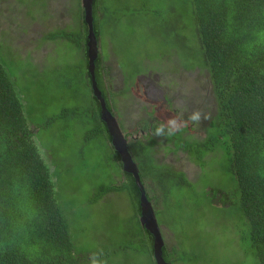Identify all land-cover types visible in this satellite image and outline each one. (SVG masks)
<instances>
[{
	"label": "rangeland",
	"instance_id": "374dc122",
	"mask_svg": "<svg viewBox=\"0 0 264 264\" xmlns=\"http://www.w3.org/2000/svg\"><path fill=\"white\" fill-rule=\"evenodd\" d=\"M47 1V8L39 17L32 18L27 13L35 7L39 9L42 0H36L35 5L33 0H24L22 6L15 0H0V39L13 45L23 59L9 46L17 62L16 65L12 60L16 84L28 103L26 111L33 112L30 119L35 125L40 124L36 141L46 163L55 169L57 197L69 219L76 250L81 255L99 252L106 264H154L151 237L141 230L135 197L126 189L130 180L121 191L92 202L100 188L121 185L126 179L104 138L86 141L92 127L91 122L87 123L91 117L83 122L70 117L47 124L60 116L64 108L86 110L77 90L80 87L75 84L71 88L66 77L56 83L62 72L72 75L69 68L83 64L82 49L71 41H43L54 29L74 26L75 12H72L74 5L78 9V2ZM98 4L100 54L104 66L111 69L114 89L119 91L123 85L122 67L140 72L135 79L134 94L115 105V118L123 133L139 135L137 130L147 117L143 109L146 106H162L166 116L172 111L167 119L175 116L184 120L197 110L201 118L206 115L204 122L191 121V131L183 138L175 134L168 137V143L161 140L158 146V159L185 172L192 183L191 187L173 190L174 200L170 203L165 201L158 205L160 208L152 203L167 246L166 260L170 264H258L250 244H243L238 235L244 227V215L227 159L216 153L208 154L201 169L183 149L174 147L183 140H204L206 122L215 111L208 73L199 68L203 60L190 50L195 36L193 15L181 0H98ZM136 8H141V14L127 12ZM105 10L126 13L112 28L109 21L105 22ZM182 20L184 25L187 23L185 28L180 26ZM53 48L57 54L52 63ZM28 54L37 70L32 68V62L25 63ZM165 94L172 98L171 110L164 106ZM42 125L47 126L41 128ZM210 190L226 193L230 205L213 204ZM149 194L163 201L162 195L157 198L151 191ZM86 260L89 264V257Z\"/></svg>",
	"mask_w": 264,
	"mask_h": 264
},
{
	"label": "trees",
	"instance_id": "16d2710c",
	"mask_svg": "<svg viewBox=\"0 0 264 264\" xmlns=\"http://www.w3.org/2000/svg\"><path fill=\"white\" fill-rule=\"evenodd\" d=\"M15 1L22 6L24 0ZM35 1L33 0L34 5ZM42 1L39 9L35 7L27 14L32 18L37 15L39 17V13L48 6L47 0ZM75 2H78V9H75L74 5V26L54 29L44 36L43 41H71L77 43L78 49H82L83 64L69 68L72 74L67 75L69 77L65 75V71L62 72V77L56 83L58 85L66 77L70 79L68 83L71 88L75 84L80 87L81 89L77 90L83 97L86 110L64 108L60 116L52 118L47 124L55 119L70 117L83 122L90 116L87 123L91 122L92 127L87 132L86 141L104 138L123 169L121 158L114 150L107 126L101 118L100 103L92 90L89 61L86 58L89 28L85 22L81 0ZM181 2L193 15L195 36L193 42L191 41L190 50L203 60L199 68L208 73L215 111L206 122L207 136L204 140H183L178 147L174 142H170L175 150L183 149L190 160L201 169L205 167V157L208 154L216 153L217 156L223 155L227 159L230 164L229 172L236 179L238 201L244 215V227L239 230L238 235L243 244H250L258 264H264V0ZM96 9H99L98 0H94L93 15L99 42L101 15ZM127 12L132 15L141 14V8ZM125 13L120 10L112 13L107 11L105 22L109 21L113 28L116 22L125 17ZM184 24L185 21L182 20L181 28L187 26V23ZM9 46L13 45L0 39V264H86L90 253L79 254L72 240L69 219L57 197L55 169L46 163L36 141L40 124L35 125L30 119L33 112L30 114L26 111L28 103L25 95L19 92V84H16L17 78L12 71V60L15 59ZM12 50L15 51L13 47ZM17 53L19 52L15 51V55L23 60ZM56 54V48H53L50 55L52 63ZM26 57L25 63L27 60L32 62L29 54ZM95 63L98 88L108 109L115 116L116 103L124 102L134 94L135 79L140 72L128 71L127 67H122L124 69L120 71L124 84L116 91L111 79V69L104 66L100 53ZM15 64L17 65L16 61ZM32 68L37 70V65L33 64ZM178 69L177 66L176 70ZM167 97L168 100L165 97L167 101H164L166 109L172 100L171 96ZM143 109L150 110L147 106ZM151 110L148 112H155V109ZM149 116L152 117V113H149ZM188 117L182 120L185 122V128L176 133L181 137L191 131V121ZM205 120L206 115L203 114L201 122ZM142 122L137 134L146 132L147 135L133 137L128 144L129 152L138 166L149 201L155 202L157 206L170 203V200H174L173 190L191 187L192 183L187 179L185 172L158 159L160 141L168 143V137H160V141H156L152 133L155 128L151 129L146 117ZM46 126L42 125L41 128ZM124 134L127 138L134 135L128 132ZM123 173L126 179L123 184L100 188L92 202L101 200L108 193L121 191L130 180L126 189L135 197L139 218L140 193L136 181L132 175ZM149 191L157 198L162 195L163 201L161 198H152ZM209 193L213 196V204L224 207L230 205L226 193L213 190ZM223 196L227 199L223 200ZM141 230L149 235L144 228L141 227ZM150 240L153 257V238ZM167 252L165 243V260ZM153 261L155 264V260Z\"/></svg>",
	"mask_w": 264,
	"mask_h": 264
},
{
	"label": "water",
	"instance_id": "95a60500",
	"mask_svg": "<svg viewBox=\"0 0 264 264\" xmlns=\"http://www.w3.org/2000/svg\"><path fill=\"white\" fill-rule=\"evenodd\" d=\"M81 5L85 11V22L89 28L87 57L89 61L88 63L89 72L91 75L92 90L94 96L97 98L101 106V118L107 126V130L111 137V144L121 158L123 171L132 175L136 181V185L140 193V224L141 227L144 228L153 238V257L155 264H170L164 259L163 256V247L165 245L164 238L158 225L153 205L149 201L145 187L141 181L138 166L134 162L129 152V139L123 133L115 116L108 109L107 103L102 96V92L98 88L95 75V62L99 57L100 47L94 28V0H81Z\"/></svg>",
	"mask_w": 264,
	"mask_h": 264
},
{
	"label": "clouds",
	"instance_id": "9594fccd",
	"mask_svg": "<svg viewBox=\"0 0 264 264\" xmlns=\"http://www.w3.org/2000/svg\"><path fill=\"white\" fill-rule=\"evenodd\" d=\"M188 119L194 123H199L201 120V113L198 110L193 111ZM184 123V121L175 116L170 117L167 121L161 122L155 127L154 135L156 137H171L181 129ZM89 264H106V261L101 258L100 253L93 252L89 256Z\"/></svg>",
	"mask_w": 264,
	"mask_h": 264
},
{
	"label": "flooded vegetation",
	"instance_id": "af4514ba",
	"mask_svg": "<svg viewBox=\"0 0 264 264\" xmlns=\"http://www.w3.org/2000/svg\"><path fill=\"white\" fill-rule=\"evenodd\" d=\"M122 82H123V84H124V79H123V77H122ZM167 98V100H168V97L165 95L164 96V101H167L166 100V98ZM171 100V99H170ZM150 108V110L149 111H152L151 109H155V112H146L145 111V114H146V119H147V123L151 126V129H154L159 123H161V122H164V121H167L168 119H167V116L169 117V116H171L172 115V113L171 112H168L167 113V116H166V111H163V110H161V108H162V106H156V105H153V106H150L149 107ZM173 108V103H172V100H171V103H170V105H169V108L168 109H172ZM149 113H152V117L151 116H149ZM139 129H141V128H139ZM153 133V135H154V132H152ZM139 134V133H138ZM141 134H143V135H147V133L146 132H142ZM140 134V135H141ZM140 135H133V136H131V138L129 139V141L134 137V138H139L140 137ZM159 138L160 137H156L155 135H154V139L156 140V141H160L159 140Z\"/></svg>",
	"mask_w": 264,
	"mask_h": 264
}]
</instances>
